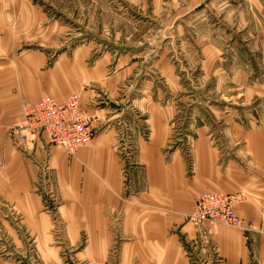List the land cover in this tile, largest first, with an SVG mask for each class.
Segmentation results:
<instances>
[{
    "label": "crops",
    "instance_id": "1",
    "mask_svg": "<svg viewBox=\"0 0 264 264\" xmlns=\"http://www.w3.org/2000/svg\"><path fill=\"white\" fill-rule=\"evenodd\" d=\"M136 1L144 8L166 3L192 10L210 4V0ZM255 12L260 18L254 19V30L243 41L233 34L205 33L195 27L198 22H191L194 27L186 31L177 24L174 40L187 41L189 47L176 57L160 54L148 64L143 55L141 60L122 52L95 56L103 46L76 45L69 57L65 50L48 71L44 68L50 66L48 52L16 55L13 50L19 41L38 39L37 21L44 16L36 13L34 1L0 0V247L7 252L0 255V264L58 262L59 252L44 239L50 221L36 192L46 166L58 212H92L96 217L110 212L108 225L95 231L96 240L106 236L110 243L121 228L128 235L122 244L125 264H162L163 256L170 264H194L187 253L194 238L201 247L197 264H264V15ZM51 36L48 28L39 37L50 41ZM212 38L230 43L218 47L203 43ZM146 72L151 73L148 80ZM154 73L162 75L164 83L156 81ZM184 73L187 85L181 80ZM140 81L145 84L138 92L144 89L145 95L126 100L130 87ZM83 84L96 85L81 92L83 109L106 98L122 104L123 111L128 104L147 119L149 130L129 132L134 148L127 158L120 154L113 129L100 130L74 155L53 147L41 133L23 152L27 154L12 146L6 130L22 121L29 105L44 94L61 102ZM162 86L170 90L169 97L160 91L153 94ZM128 115L133 116L132 111ZM176 134L182 138L174 140ZM182 141H187L189 155L184 145L172 153L164 151ZM205 192L243 195L237 214L254 222V230L212 229L204 224L205 237L199 239L188 215ZM35 231L42 262L34 263L26 239ZM213 248L217 258H212Z\"/></svg>",
    "mask_w": 264,
    "mask_h": 264
},
{
    "label": "rangeland",
    "instance_id": "2",
    "mask_svg": "<svg viewBox=\"0 0 264 264\" xmlns=\"http://www.w3.org/2000/svg\"><path fill=\"white\" fill-rule=\"evenodd\" d=\"M33 1L36 5V13L39 14L40 12L44 16H40V19H43L41 23L37 21L38 28H40L38 35L41 36V34L49 28L52 34L51 40L45 41L43 40L44 38L42 39V37L39 36L38 39L34 41H27L24 39L23 41H19V48L13 50L16 55H20L24 51L33 53L38 51L44 53L48 52L47 59H50V66H44L45 69L46 67L49 68L48 71H51L50 68H52L59 57L65 53V50L67 56L69 57L71 53L70 49H73L76 47V45L79 47L90 45L103 46V49L97 48L96 51H94L95 56L97 54L101 55L105 51H110L112 53H130L136 55L138 60H141L143 56H146L148 64L160 54L164 55V57L165 55L169 56L170 58L172 55H175L176 57L178 51L189 47V42L187 41L174 40L176 36V30L173 33L172 31L175 29L177 24H180V28L184 27L186 31V29H189L187 28L188 26H192L191 22H198L199 24L195 25V27L201 31L204 30L205 33L210 31L212 34L216 32L226 36L228 34H233V36H236V39H242L243 41V39L246 38V33L248 34L254 30V28L251 30L252 27H255L254 23L256 24L254 19L256 17L260 18V16H258L255 11L260 10L263 12L262 15H264V0H210V4H206V7H198L194 10L176 8L166 3L164 5L159 4L158 6L150 5L149 8H144V5L137 2L136 0ZM188 18L191 19L190 22H188ZM215 38H212L214 39L212 42L203 43L214 45L216 47L230 43L228 41L217 42L215 41ZM91 60L92 58L90 61ZM150 74L151 73L146 72L145 79L148 80ZM51 75L54 74L52 73ZM154 75L156 77V81L164 83V80L161 78L162 75L158 73H154ZM185 75L186 73L182 74L181 80L184 85H187L185 84L187 81ZM144 84L145 83L142 81L136 82L132 87H130L124 98L131 101V99L136 94L144 96V89H140L138 92V87H143ZM53 85L54 83H52V86ZM154 85L157 87L159 86V83L154 82ZM95 87L96 85L91 86V84H83L80 88V91L72 93L61 102L56 100L52 94H44L41 99L44 97H51L54 98L59 104H63L72 96L77 95L80 98L82 91H92L95 89ZM56 91L58 92L59 88H56ZM158 91H160L161 95H163L165 98L169 97L170 95V90L164 86L159 88V90L155 89L153 94L159 95ZM183 95L187 96V93ZM112 100H118V98H112ZM34 105H29L26 108V111ZM122 108V104L112 103L109 99L105 98L101 99L97 103L92 104L90 109L86 107L84 109L89 113L90 116L95 118L94 125L97 133L104 129L115 130L114 134L116 137L117 146L120 148V151L123 152H120V154L127 158L132 152L131 150L134 148V144L129 132L133 129L149 130V125L146 121L147 119L140 115L138 111H133L134 108H129L128 104H125L124 106L126 110L123 111ZM131 111L133 116L128 115V113ZM176 124L177 122L175 125ZM17 126L15 128H7L6 138L11 142L12 146L17 148L20 152H22V154H27L23 152H28V148L31 147L32 143L29 141L24 145H17L15 141V131ZM180 131L182 130L180 129ZM146 136L145 139H149V137ZM176 136L177 134L175 135L174 140L175 138H182ZM183 145L184 153L189 155V146L187 141L178 143L172 142L169 149L167 148L164 151L167 153H172L176 148L181 149ZM58 150L62 151L63 149ZM77 151L75 153H70L68 151L66 152L70 155H74L77 153ZM48 170V166L42 169L36 188L37 194H39L43 199L44 214H46L50 221L49 234L44 239L49 240L52 247L56 248V252H59L58 257H56L58 262L52 261L51 263H48L125 264L124 257L122 256V244L128 239V235L122 233L121 228L114 231V240L112 238L110 243H108L106 236H104V238L100 237L101 240L99 242L96 240V238L99 236L95 231L98 229L99 225H108L110 212H100L103 214L102 217H96L95 213L92 212H58L60 205L58 203L55 190L51 187L52 184H49ZM127 175L129 176L130 173H127ZM241 198V202L243 203L245 197L241 195ZM191 213L192 209L188 215V223H190L193 230L198 234L199 239L205 237L203 235L204 233L202 234V232H205L202 230L204 224H207L208 227L212 229H215L219 226L232 227L217 223H204L198 226L194 225L190 221ZM240 218L248 225L246 224V227L244 228H232L246 230V232L254 230V222L242 217ZM18 223L20 224L21 222ZM109 224L111 225V222ZM114 224L115 226H118L119 222L116 221ZM105 234L106 233H104V235ZM24 236L27 238L29 237V234L25 232ZM29 238L26 240H29L31 253L30 259L34 261V263L36 261L42 262L40 257H38L39 253L36 240L40 239L39 236H37V231L33 233V237ZM197 242V238H194L192 241L188 242L189 245L187 246L188 256L194 264H197L200 261L199 258L198 262H196L197 256H199L201 252V247L197 244ZM94 245H99L101 247L92 248ZM197 247L199 248L198 251H196ZM212 250V258H217V251H215L214 248ZM93 251L101 252L103 254L94 255ZM5 253L7 252L2 247H0V255L4 256ZM161 261L162 264H170L169 262L171 260L167 256H163ZM126 264H132V262Z\"/></svg>",
    "mask_w": 264,
    "mask_h": 264
},
{
    "label": "built area",
    "instance_id": "3",
    "mask_svg": "<svg viewBox=\"0 0 264 264\" xmlns=\"http://www.w3.org/2000/svg\"><path fill=\"white\" fill-rule=\"evenodd\" d=\"M94 119L82 108L77 95L63 104L44 97L25 112L16 128L15 141L18 146L24 145L41 133L52 146L75 153L96 135ZM241 201V195L203 193L193 205L190 221L197 226L217 223L244 228L247 223L236 214Z\"/></svg>",
    "mask_w": 264,
    "mask_h": 264
}]
</instances>
